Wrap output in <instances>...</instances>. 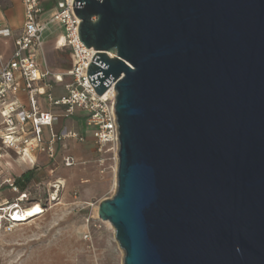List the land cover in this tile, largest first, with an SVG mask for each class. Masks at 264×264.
<instances>
[{"label":"water","instance_id":"95a60500","mask_svg":"<svg viewBox=\"0 0 264 264\" xmlns=\"http://www.w3.org/2000/svg\"><path fill=\"white\" fill-rule=\"evenodd\" d=\"M73 8L90 83L116 91L117 191L99 216L124 264H264V0Z\"/></svg>","mask_w":264,"mask_h":264},{"label":"built area","instance_id":"2783aa9c","mask_svg":"<svg viewBox=\"0 0 264 264\" xmlns=\"http://www.w3.org/2000/svg\"><path fill=\"white\" fill-rule=\"evenodd\" d=\"M11 1L21 2L23 20L22 24L15 28L11 24L4 25L0 18V37H9L15 30L21 31L16 39V49L11 59L0 67V106L5 124L0 134V158L4 157L7 150H13L21 157L42 152L53 159L56 157L55 142L66 138H75L80 142L86 140L84 135L67 129L59 134L53 133L48 142L43 138V128L51 127L58 120V115L41 110L37 101L45 77L54 74L48 67L44 54V33L48 23L52 21L62 25V38L73 60L67 72L55 75L59 83H65V77L69 78L64 84L65 94L55 98L49 91L47 99L53 106H64L66 115H73L76 108H80L86 114L87 124L93 129L94 144L99 154L95 159L97 163L104 164L108 158L107 153H112L117 158L120 138L115 109L116 91L114 90L115 93L107 98L100 96L88 79V68L96 52L93 48H87L79 38L80 19L74 12V0H64L63 7L56 3L57 8L47 21H42L40 17L43 12V0ZM37 54L42 56L44 70L40 67ZM21 90L29 95L30 109H26L17 100L9 101ZM30 161L33 162L32 159ZM63 162L67 167L77 164L76 158L72 155L63 157ZM1 171L0 166V227L5 228L10 224L33 218L21 220L24 210L39 202L23 207L28 189L21 191L17 179ZM5 189L16 193L17 196L13 200L1 198V193ZM43 212L44 209L41 213Z\"/></svg>","mask_w":264,"mask_h":264},{"label":"rangeland","instance_id":"374dc122","mask_svg":"<svg viewBox=\"0 0 264 264\" xmlns=\"http://www.w3.org/2000/svg\"><path fill=\"white\" fill-rule=\"evenodd\" d=\"M56 3L44 0L42 21L51 18ZM62 31V25L52 21L44 33V39L51 33L58 36L50 44L49 55L44 50L53 72L56 67L66 71L72 65L70 51L59 48ZM69 143L77 164L67 167L63 157L56 156L45 164L46 178H38L39 185L29 186L23 207L39 202L44 212L25 222L0 227V264H124L125 251L116 239L115 228L99 216L100 203L116 194L119 158L107 153L106 162L100 164L92 156L90 142ZM38 173L44 174L43 170ZM4 196L13 200L17 194L5 190Z\"/></svg>","mask_w":264,"mask_h":264},{"label":"crops","instance_id":"0c3cea01","mask_svg":"<svg viewBox=\"0 0 264 264\" xmlns=\"http://www.w3.org/2000/svg\"><path fill=\"white\" fill-rule=\"evenodd\" d=\"M44 3V0H43ZM0 18L3 21L4 25L11 24L13 27L17 28L22 24L23 20V6L19 1H11V0H0ZM21 31L15 30L11 36L9 37H0V67L4 63L8 62L15 49H16V39L20 36ZM62 35V34H61ZM57 33H51L45 40V49L47 51V55L49 50L52 48L50 44L53 41H56ZM57 48V45L54 44V49ZM60 49H67L64 44V40L59 46ZM37 59L39 63L43 60L41 54H37ZM46 59V57H45ZM47 62V61H46ZM49 63L52 65L51 59L49 58ZM48 65V64H47ZM44 66V63H43ZM49 67V65H48ZM50 68V67H49ZM45 69V68H44ZM51 70V69H50ZM69 70V69H68ZM60 68L56 67V71H52L54 74L47 75L42 82L41 85V93L37 96L38 105L43 111H50L56 115H58V120H56L51 127L47 126L43 128V138L46 142L50 141L52 134H59L62 130H74L79 134L85 136L86 140L81 142L82 145L90 142V145L93 146L94 150L92 151V156L94 160L99 156L96 151L94 139H93V129L87 124V116L80 109L76 108L75 113L73 115H66L64 106H53L49 100L47 99V93L51 91L55 98L61 97L65 94L66 90L64 84L68 82L67 77H65V83H59L56 81L55 75L62 74L67 72ZM23 86V81L20 82ZM17 100L20 104H22L26 109H30V101L29 95L26 91L21 90L17 96H13L9 99V101ZM5 127L4 119L1 115V106H0V134L3 132ZM77 140L75 138H66L65 140H60L55 142L54 148L56 151V156L65 157L67 155H73L69 151L68 145H70L69 141ZM79 141V140H78ZM80 142V141H79ZM33 160L31 162L30 160ZM51 159L48 158L46 153L36 152L30 156H18L13 150H7L4 157L0 158V166L1 173L11 175L17 178H23V173H27L30 175V181L28 182V186L26 189H29L30 185L36 184L39 185L40 182L36 181L38 178L45 179L47 175V169L45 164L48 163ZM43 166V168H42ZM43 170V175L38 173V171ZM10 191L9 189H5ZM2 191L1 198L5 197L7 194ZM11 192V191H10ZM8 196V195H7Z\"/></svg>","mask_w":264,"mask_h":264},{"label":"bare ground","instance_id":"6f19581e","mask_svg":"<svg viewBox=\"0 0 264 264\" xmlns=\"http://www.w3.org/2000/svg\"><path fill=\"white\" fill-rule=\"evenodd\" d=\"M115 92H114V88H111L110 90H108L103 96L104 97H109L111 95H113ZM42 207L39 206V205H34L30 208H27L26 210H24L23 212V217H22V221L26 220L27 218H31V217H34V216H37L39 215L41 212H42Z\"/></svg>","mask_w":264,"mask_h":264},{"label":"trees","instance_id":"16d2710c","mask_svg":"<svg viewBox=\"0 0 264 264\" xmlns=\"http://www.w3.org/2000/svg\"><path fill=\"white\" fill-rule=\"evenodd\" d=\"M40 67L44 70L45 67L43 66V61L40 62ZM22 176H23L22 179L21 178H17V183L20 186L21 191H24L27 188V186H28L27 184L30 181L31 177H30L29 174L27 175V173H23Z\"/></svg>","mask_w":264,"mask_h":264}]
</instances>
